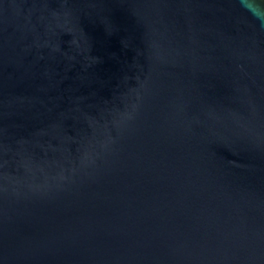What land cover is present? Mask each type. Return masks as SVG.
Returning a JSON list of instances; mask_svg holds the SVG:
<instances>
[{
    "label": "water",
    "instance_id": "1",
    "mask_svg": "<svg viewBox=\"0 0 264 264\" xmlns=\"http://www.w3.org/2000/svg\"><path fill=\"white\" fill-rule=\"evenodd\" d=\"M0 264H264V0H0Z\"/></svg>",
    "mask_w": 264,
    "mask_h": 264
}]
</instances>
